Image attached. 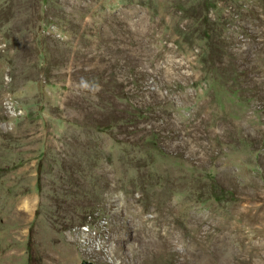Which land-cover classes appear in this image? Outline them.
Returning <instances> with one entry per match:
<instances>
[{
    "label": "rangeland",
    "instance_id": "obj_1",
    "mask_svg": "<svg viewBox=\"0 0 264 264\" xmlns=\"http://www.w3.org/2000/svg\"><path fill=\"white\" fill-rule=\"evenodd\" d=\"M0 264H264V0H0Z\"/></svg>",
    "mask_w": 264,
    "mask_h": 264
},
{
    "label": "trees",
    "instance_id": "obj_2",
    "mask_svg": "<svg viewBox=\"0 0 264 264\" xmlns=\"http://www.w3.org/2000/svg\"><path fill=\"white\" fill-rule=\"evenodd\" d=\"M215 80H213V82H214ZM235 90H232V94H233V92H234Z\"/></svg>",
    "mask_w": 264,
    "mask_h": 264
}]
</instances>
